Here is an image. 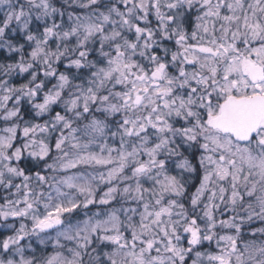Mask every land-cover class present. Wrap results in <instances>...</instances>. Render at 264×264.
I'll return each instance as SVG.
<instances>
[{"label": "snow or ice", "instance_id": "1", "mask_svg": "<svg viewBox=\"0 0 264 264\" xmlns=\"http://www.w3.org/2000/svg\"><path fill=\"white\" fill-rule=\"evenodd\" d=\"M0 264H264V0H0Z\"/></svg>", "mask_w": 264, "mask_h": 264}]
</instances>
